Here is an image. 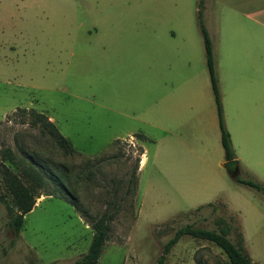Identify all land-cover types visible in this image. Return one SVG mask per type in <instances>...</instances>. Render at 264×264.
<instances>
[{
    "label": "rangeland",
    "instance_id": "rangeland-1",
    "mask_svg": "<svg viewBox=\"0 0 264 264\" xmlns=\"http://www.w3.org/2000/svg\"><path fill=\"white\" fill-rule=\"evenodd\" d=\"M197 1L0 0V264H72L89 248L90 222L112 203L118 210L97 264H154L175 230L214 229L217 218L264 264V195L223 167ZM225 2L202 4L223 124L242 159L237 178L264 185V92L239 78L226 85L217 60L214 8ZM18 108L53 119L79 155L62 154L27 115L8 121ZM18 147L55 173L58 164L69 169L83 216L65 197L43 196L53 189L46 179L17 237L8 235L16 211L2 165L20 177L34 167ZM165 264L230 262L213 243L183 236Z\"/></svg>",
    "mask_w": 264,
    "mask_h": 264
},
{
    "label": "trees",
    "instance_id": "trees-1",
    "mask_svg": "<svg viewBox=\"0 0 264 264\" xmlns=\"http://www.w3.org/2000/svg\"><path fill=\"white\" fill-rule=\"evenodd\" d=\"M203 0L197 1L196 10V24L203 42V49L205 54L206 67L209 74V79L214 95L216 104V111L218 117V126L220 130V143L223 149L224 161L235 160L234 153L231 148L229 135L224 128L222 119V109L220 104V97L215 77V61L213 54V45L206 30L203 15H202ZM17 113L24 114L30 117V125L32 127H39V133L47 137L53 146L61 151L66 156L79 155L68 139L63 137L58 129L49 121V118L43 114L38 113L32 109L18 108L16 111L7 117L9 118ZM136 138L143 139L141 135H136ZM120 143V140H115L113 144ZM25 158H27L30 164L34 167H27L21 170L20 176L11 172L7 167L2 165V183L3 189L7 196L11 199V202L15 208L16 216L12 221L11 229L8 230V235L12 238H16L21 228L23 217L29 213L35 206L36 199L40 197L38 190L44 188L47 181H51L53 189L50 192H46L43 196L63 198L65 197L75 209L83 216L80 209V202L77 197V187L71 183L69 178V169L62 165H56V173L51 169L44 166V163L34 157V154L25 147H18L17 150ZM140 152V155H142ZM140 160V159H139ZM138 160V163H139ZM138 165V164H137ZM137 171V169H136ZM132 180L128 181V186L131 190L135 191L137 185V179L135 178V172L132 173ZM22 179H28L31 184L26 185ZM47 179V181H46ZM237 183L243 184L251 189H254L264 195V185L256 183L252 180H243L240 178L234 179ZM112 201L108 204L111 206ZM112 210L107 209L97 219L90 222V227L93 231L91 242L87 252L75 260L72 264H97L99 257L102 253L104 244L108 240L110 232V225L118 210V207L112 203ZM199 210V209H198ZM216 208H212V212H215ZM214 229L197 228L191 224H186L177 230H175L173 236L163 245L162 252L156 259L154 264H165L166 256L171 248L178 242L183 236H190L192 238L205 240L213 243L220 248L228 258L230 264H254L248 256L245 248L242 236L240 232H237L236 240L232 241L229 238L230 226L222 218L214 220ZM238 229V228H237Z\"/></svg>",
    "mask_w": 264,
    "mask_h": 264
},
{
    "label": "crops",
    "instance_id": "crops-1",
    "mask_svg": "<svg viewBox=\"0 0 264 264\" xmlns=\"http://www.w3.org/2000/svg\"><path fill=\"white\" fill-rule=\"evenodd\" d=\"M225 3L227 4L214 8L215 43L220 50L217 52V60L224 67L222 80L229 86L239 78L246 89L251 90L254 87L262 93L264 92V0H233L229 3L226 0ZM154 18L155 15L152 23ZM127 55L123 61L126 60ZM134 57L132 54L131 58ZM261 110L263 111V108ZM48 118L55 126L53 119ZM261 119L262 112L255 117L259 128L262 126ZM236 158L237 164L242 162L241 158L237 156ZM145 159V155L142 154L140 168Z\"/></svg>",
    "mask_w": 264,
    "mask_h": 264
},
{
    "label": "water",
    "instance_id": "water-1",
    "mask_svg": "<svg viewBox=\"0 0 264 264\" xmlns=\"http://www.w3.org/2000/svg\"><path fill=\"white\" fill-rule=\"evenodd\" d=\"M223 167L226 169L229 176L233 179L238 177L239 168L235 160L225 161Z\"/></svg>",
    "mask_w": 264,
    "mask_h": 264
}]
</instances>
